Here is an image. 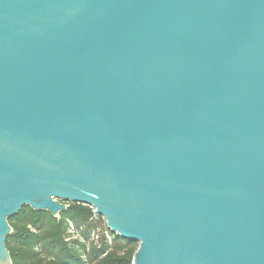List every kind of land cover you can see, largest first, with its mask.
Wrapping results in <instances>:
<instances>
[{"label": "water", "instance_id": "water-1", "mask_svg": "<svg viewBox=\"0 0 264 264\" xmlns=\"http://www.w3.org/2000/svg\"><path fill=\"white\" fill-rule=\"evenodd\" d=\"M67 203L132 264H264V0H0V264Z\"/></svg>", "mask_w": 264, "mask_h": 264}, {"label": "trees", "instance_id": "trees-1", "mask_svg": "<svg viewBox=\"0 0 264 264\" xmlns=\"http://www.w3.org/2000/svg\"><path fill=\"white\" fill-rule=\"evenodd\" d=\"M67 205L66 211L59 213L58 217L23 207L8 220L12 232L6 237L5 246L11 264H86L64 241L66 221L82 229L86 239L91 232L98 233V245L93 246L90 253L93 264H132L137 242L111 233L102 217H94L90 206L80 203ZM47 259L48 262H45Z\"/></svg>", "mask_w": 264, "mask_h": 264}, {"label": "rangeland", "instance_id": "rangeland-1", "mask_svg": "<svg viewBox=\"0 0 264 264\" xmlns=\"http://www.w3.org/2000/svg\"><path fill=\"white\" fill-rule=\"evenodd\" d=\"M64 241H66L69 246L75 250V253L78 254L81 260H83L82 258H85L86 264L94 263V261L90 258V253L92 247L98 245L96 234L92 235V233H90L88 239H86V237L82 234V229L76 228L71 221H66ZM46 242L47 241L44 243ZM45 262H48V259L45 260Z\"/></svg>", "mask_w": 264, "mask_h": 264}, {"label": "built area", "instance_id": "built-area-1", "mask_svg": "<svg viewBox=\"0 0 264 264\" xmlns=\"http://www.w3.org/2000/svg\"><path fill=\"white\" fill-rule=\"evenodd\" d=\"M95 217V216H94ZM96 218V217H95ZM92 233V235H95L96 234V240H98V233L95 231V232H91ZM107 242L108 243H110L111 242V240H110V236L107 234ZM84 257H85V255H84ZM83 259V261L85 262L86 260H85V258H82Z\"/></svg>", "mask_w": 264, "mask_h": 264}]
</instances>
